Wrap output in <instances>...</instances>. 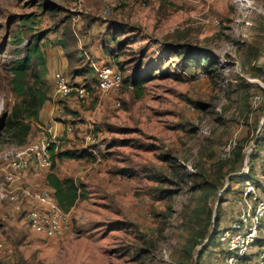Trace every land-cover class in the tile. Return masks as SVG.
<instances>
[{
  "label": "rangeland",
  "instance_id": "1",
  "mask_svg": "<svg viewBox=\"0 0 264 264\" xmlns=\"http://www.w3.org/2000/svg\"><path fill=\"white\" fill-rule=\"evenodd\" d=\"M22 15L43 36L52 91L25 143L0 130V180L21 146L58 125L57 149L88 155L57 161L55 172L83 183L88 198L71 208L61 237L34 232L0 201V264H223L215 237L207 241L216 206L246 179L264 190V0H0V121L16 101L8 66L24 46L8 37L26 42L30 34ZM67 24L80 57L69 58L53 33ZM91 24L111 41L123 78H144L141 97L125 83L97 92L85 72L70 73L88 65ZM182 44L204 50L211 72L186 64L176 51ZM56 70L89 84V95L56 97ZM254 94L263 98L256 108ZM231 139L234 153L222 160ZM48 171H27L21 182L45 188Z\"/></svg>",
  "mask_w": 264,
  "mask_h": 264
},
{
  "label": "built area",
  "instance_id": "2",
  "mask_svg": "<svg viewBox=\"0 0 264 264\" xmlns=\"http://www.w3.org/2000/svg\"><path fill=\"white\" fill-rule=\"evenodd\" d=\"M94 78L92 88L97 92L117 89L123 82L121 72L111 62L94 66ZM52 81L54 95L58 98L71 92L81 100L89 95L86 85H75L63 71H54ZM262 103L261 95L254 94L252 106L256 108ZM261 138L264 147V128ZM53 145L57 146V133L55 127L49 125L45 134L21 146L1 168L0 201L11 203L14 212L22 214L27 226L45 237H61L71 230L69 211L60 209L51 188L36 190L21 181L27 171L49 169ZM235 147L236 141L229 140L221 150L220 158L229 159ZM237 203L239 208L229 219V224L219 230L217 241L221 252L218 256L222 257L223 264H246L253 256H256L253 264H264V190L255 181L246 179Z\"/></svg>",
  "mask_w": 264,
  "mask_h": 264
},
{
  "label": "trees",
  "instance_id": "3",
  "mask_svg": "<svg viewBox=\"0 0 264 264\" xmlns=\"http://www.w3.org/2000/svg\"><path fill=\"white\" fill-rule=\"evenodd\" d=\"M31 23H33V21L30 19V16H21V26L25 29L27 28V31L30 32L26 42H24V39L17 33H12L8 37L9 45L17 46L24 43V46L23 48L18 49V56L13 59L8 66L10 73L9 83L16 101L11 106L8 115L6 117L4 116L0 121V130L7 134L11 140L19 144H23L27 140L32 122L39 121L40 111L42 110L45 102L50 99L52 91L51 86L44 78L48 68L46 52L43 48L45 42H41V38L43 36H41L37 30L34 32V25ZM53 31V33H57L58 31L60 32L58 44H60L67 51L66 55L69 58L73 57V54H77V57L82 56L81 51L78 50L76 44V36L72 33L69 24L64 26L61 30L57 27ZM45 39L47 41H51L48 40V38ZM104 49L105 53L111 58V54L113 53L111 52L112 48L104 46ZM176 51L177 55L184 56L186 64L193 62L197 67H202L205 72H211L213 62L204 50L198 47H189L182 44L178 46ZM193 54L195 56H193ZM87 63V67L83 65L81 66V70L79 68L76 72L73 71L70 73L76 76L84 75L86 73L85 77L90 80L92 79V82H94V75L93 78L88 77L92 72L94 73V68L90 65L89 61ZM116 66L121 72L122 67H119L118 65ZM138 73L139 72H136L130 80L123 78L122 84L125 83L127 86L131 85L137 96L141 97L144 93L143 83L145 80L140 77ZM85 85L88 89H90L89 84ZM65 112L69 114L73 113L68 108H65ZM235 154L239 155V152L236 151ZM87 155V153H78L72 150H58L57 146L54 145L50 148L51 164L48 169L49 171L45 175L44 181L46 186L51 188L55 201L64 212L70 211L78 201L87 199L88 192L83 183L76 182L72 177H59L55 172L57 161H61L63 159H82L87 157ZM220 203L215 208V215L212 221L213 227L209 233V237L207 238V241H210L212 236L215 237L216 252H221L217 241L219 230L222 228L219 226L222 213ZM207 233L208 230L203 228L200 232L199 240L204 238Z\"/></svg>",
  "mask_w": 264,
  "mask_h": 264
},
{
  "label": "crops",
  "instance_id": "4",
  "mask_svg": "<svg viewBox=\"0 0 264 264\" xmlns=\"http://www.w3.org/2000/svg\"><path fill=\"white\" fill-rule=\"evenodd\" d=\"M93 25L94 24H91L90 27L86 30L88 40H87V38H85L86 39L85 41H86V44L88 45V48H87L88 49L87 50L88 55L86 57L89 60L90 65L94 68V66H100L103 63L111 62L110 57L105 53L104 46L112 47V45H111L112 43L108 39L107 35L100 38V36H98L97 33H99L101 31V28L99 27L100 31L96 33L95 31L97 30V28L94 27ZM103 29L104 28H102V32H103ZM91 31H92V33H95L96 35L91 37V35H92V34H90ZM74 97L75 96L73 95V98ZM49 100H47L45 102V104L49 103L50 102ZM45 104H44V106H45ZM67 106L70 107L69 105H67ZM60 129H61V127H58V125L55 126L56 133H57V130H60ZM254 171H255V169H254ZM242 186H243V184L241 185V189H240L239 193L235 190L236 188L232 187V189H233L232 192L229 193V195L227 194V196H224L225 200L221 204L222 213H221V217H220V224H219L220 227H226L227 223H228L229 219L231 218V216L233 215V213L239 208V203H237V199H238V197L242 191ZM234 192H236L237 195H234L235 194ZM216 259H217L216 261H218V253H217Z\"/></svg>",
  "mask_w": 264,
  "mask_h": 264
},
{
  "label": "water",
  "instance_id": "5",
  "mask_svg": "<svg viewBox=\"0 0 264 264\" xmlns=\"http://www.w3.org/2000/svg\"><path fill=\"white\" fill-rule=\"evenodd\" d=\"M214 217V216H213ZM212 221H213V219H212Z\"/></svg>",
  "mask_w": 264,
  "mask_h": 264
}]
</instances>
